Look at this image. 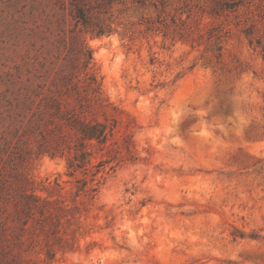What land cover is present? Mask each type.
Segmentation results:
<instances>
[{
    "label": "rangeland",
    "instance_id": "obj_1",
    "mask_svg": "<svg viewBox=\"0 0 264 264\" xmlns=\"http://www.w3.org/2000/svg\"><path fill=\"white\" fill-rule=\"evenodd\" d=\"M32 3L0 0V264H264V0H116L111 33L84 36L132 149L93 198L75 196L65 157L19 139L3 94L46 85L63 62L46 15L57 19L59 2ZM17 173L79 205L67 241L36 220L23 228Z\"/></svg>",
    "mask_w": 264,
    "mask_h": 264
},
{
    "label": "trees",
    "instance_id": "obj_2",
    "mask_svg": "<svg viewBox=\"0 0 264 264\" xmlns=\"http://www.w3.org/2000/svg\"><path fill=\"white\" fill-rule=\"evenodd\" d=\"M54 1L59 2L62 12L54 20V15L46 11L48 24L56 22V29L60 30L57 40L65 50L57 75L51 79L45 72L46 79L50 78L46 85H9L3 94L11 98H8L10 110L19 139L35 140L37 155L65 157L67 174L76 178L75 196L93 198L99 191L100 174L105 166L111 164L113 169L122 160L124 150L132 153L127 138L122 144L116 138L120 110L106 95L93 69V52L84 37L111 33L110 19L106 16L116 0H32L33 10L37 11L43 2L51 5ZM67 8L76 21V28L69 30L70 35L65 28ZM97 155L100 157L93 164L92 159ZM15 178L14 213L25 225L23 228L29 229V220H36L46 236L51 233L57 241H67L64 235L71 234L67 225L75 217L71 212H78L79 205L70 207L65 199L42 197L30 189L23 174L17 173ZM55 184L61 185L59 181ZM3 188L0 185L1 191ZM46 246L49 258H53L54 249L48 239Z\"/></svg>",
    "mask_w": 264,
    "mask_h": 264
}]
</instances>
